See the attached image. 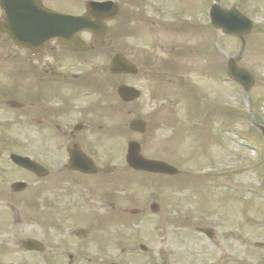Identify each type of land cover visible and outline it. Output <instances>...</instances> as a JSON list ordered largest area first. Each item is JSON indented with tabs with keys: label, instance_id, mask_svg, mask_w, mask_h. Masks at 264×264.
Listing matches in <instances>:
<instances>
[{
	"label": "rangeland",
	"instance_id": "rangeland-1",
	"mask_svg": "<svg viewBox=\"0 0 264 264\" xmlns=\"http://www.w3.org/2000/svg\"><path fill=\"white\" fill-rule=\"evenodd\" d=\"M157 1H160V5H155L150 0H137L136 4L133 1L129 3L127 0L124 1L123 12L127 14V18L122 23L123 30L117 33L116 29L113 32L115 45L120 51H125L138 65L142 64L144 67L145 54L142 52L137 54V50L141 51L145 46L151 53L154 72L159 75V79L150 77L146 83L138 81L141 76L137 79L126 76L116 77L117 85L128 82L142 88L144 94L140 101L128 105L124 110L122 107L120 109L121 103L117 97L115 98L117 101L115 105L119 107L116 115L118 123L129 121L134 117H142L150 122L149 131L143 137L146 140L145 154L173 161L186 172L196 168L193 165L196 162L195 155L198 157L201 155L200 151L207 150L209 136H204L202 133L208 135L209 131L207 125L204 127L199 125L208 122L209 116H212L209 123L214 134L220 136L222 146L218 148L214 143V137H211L210 142H213L212 146L214 145L216 151H212L210 147L208 156L213 154L212 161L240 163L242 169L228 172L226 177L219 178V186L214 182L212 185L208 184V187L206 184L204 186L195 182L191 177L170 179L144 174L134 176L124 171L128 173L126 175L122 170L125 146L118 137L120 135H117L113 139L102 138L99 160L101 164L115 165L120 176H109L107 180H111L110 183L104 185L102 184L104 179L101 181L97 178L83 179L65 171L61 176L53 175L48 177L46 182H42L46 186V192L37 200L42 204L48 201L47 206L50 210L66 205L68 213L63 216L62 221L69 226L70 232L77 227L97 229V226L101 225L100 217L111 218L107 230L100 228L98 233L93 231L91 237L82 243L88 246L85 255L80 259L82 264H95L94 262L99 258L100 263H103V259L106 260L104 254L97 248H101L102 245L95 241V234H105L103 232L112 237L111 262L258 264L259 258L264 259V247L259 248L254 245L256 241L264 242V161L257 157L260 150L264 152V140L260 137L259 130L253 128L252 117L257 124L264 125V0H248L243 9L246 14L261 23V26L256 27L247 37V46L239 62L256 78V84L251 89L246 103H244L243 91L234 83L226 82L221 74L226 59L238 54L241 43L210 28L207 12L212 0ZM237 1L221 0V3L227 7L237 5ZM137 6L140 10H137ZM186 16L192 19L193 23L206 24V30L202 35H194L198 32L196 28L179 29L176 22L183 25L185 23L183 18ZM133 22H135L134 35L129 36V28ZM142 22H146L144 23L146 27L138 26V23ZM137 27L141 30L138 31ZM212 35L215 38L213 41L215 53L219 54L215 57L214 63L216 67L220 66L219 70H213L212 76L207 75L209 67L204 68V63L201 65L204 68L202 70L195 67L200 58L198 55L196 58L193 56L192 48L186 49L188 52L182 54L179 62L186 66V70L182 72L186 81L182 78L178 81L169 72L162 70L164 65L178 62L176 58L180 48L193 47L198 42L203 44ZM95 62L100 68L108 63L106 60ZM170 78L172 80L167 82ZM219 85L222 87L220 88ZM196 86L203 91L202 95L196 92ZM210 90L215 93L210 94ZM218 90H221V94L217 93ZM155 93L157 95L153 98ZM216 94L223 99L219 102L223 108L217 107L213 102L211 104L210 100ZM226 95H229L228 98ZM163 98L170 103L164 111H158L159 103ZM195 99L198 104L194 103ZM226 100L240 102L237 112L226 109L229 105ZM210 105L214 106L213 111L210 110ZM129 109L131 114L126 112ZM120 110H122L121 115ZM162 115L165 124L161 127ZM173 116L180 118L182 128H187L181 130L178 137L173 136L175 130L168 123L169 118ZM225 122L231 124L229 132L225 129L219 130V127L223 126L220 123ZM195 126L199 129L193 133ZM248 130L256 131V135L249 132V136ZM235 132H242L252 138L256 147V156L254 151L248 148L247 140L241 139V136H237ZM109 143H112L110 148L105 149L104 145L108 146ZM110 150L113 152L110 153ZM192 154L194 158H191ZM52 158L60 162L64 157L59 158L54 155ZM201 159L204 165L208 164L206 159L203 157ZM140 182L143 184H139ZM94 185L100 186L97 193L93 190ZM100 191L110 192L111 197L117 199L114 201L115 204L106 200L111 198L101 196ZM33 196L30 188L26 193L12 195L9 199L12 203L20 204L22 199H32ZM73 196H80L83 199H70ZM0 199L4 198L0 197ZM153 199L159 201L162 207L160 214L155 215L148 209ZM247 206H251L257 213L256 221L252 218L246 220L243 216L242 210ZM138 207L146 208V214L133 217L125 214L123 210ZM0 208H4V203L0 202ZM116 212L125 214V220H119ZM58 217L60 216H56V219ZM140 217H144L142 221ZM44 222V218H36L34 221V230L38 236L46 234ZM200 228H212L214 237L208 238L198 231ZM70 240L74 243L78 242L76 237ZM139 243L148 245L151 248L150 253H142L138 249ZM125 246L128 248L125 249ZM130 254H134V257H129Z\"/></svg>",
	"mask_w": 264,
	"mask_h": 264
},
{
	"label": "flooded vegetation",
	"instance_id": "flooded-vegetation-1",
	"mask_svg": "<svg viewBox=\"0 0 264 264\" xmlns=\"http://www.w3.org/2000/svg\"><path fill=\"white\" fill-rule=\"evenodd\" d=\"M21 1L0 0V19L5 20L6 6L19 12L20 9L26 10V2L20 8ZM41 1L48 7L56 2L61 5L63 2H75ZM85 1L77 0V4L84 5ZM31 22L24 20L21 26L26 27ZM21 33L24 37L26 31ZM81 55L58 39L48 40L46 45L37 48H24L0 33V81L14 70L12 84L4 88L0 83V124L6 129L11 126L15 130L14 136L30 139L35 153L44 154L46 146L52 147L54 141H58L56 145L63 153L68 149L69 141L95 140L98 137L94 125L100 113V104L96 99L99 77L84 73L81 68H68L65 64V60L81 59ZM18 207L27 217L33 204L22 199ZM21 244L0 243V264H37L32 259L37 251ZM54 246L48 244L47 248L39 251L44 257L43 264H69L68 260H58L53 253Z\"/></svg>",
	"mask_w": 264,
	"mask_h": 264
},
{
	"label": "water",
	"instance_id": "water-1",
	"mask_svg": "<svg viewBox=\"0 0 264 264\" xmlns=\"http://www.w3.org/2000/svg\"><path fill=\"white\" fill-rule=\"evenodd\" d=\"M220 21V20H219ZM218 24H221L220 22ZM233 25L231 24V27ZM237 77L241 78L244 77L246 78L247 75H245L242 70H235ZM128 161L129 164L134 167L135 169H143V170H150V171H159V172H163V173H169V174H173L176 172V170H174L173 168L160 163V162H156V161H152V160H147L145 158H143L140 155V149L139 146L136 143L132 144L130 153L128 155Z\"/></svg>",
	"mask_w": 264,
	"mask_h": 264
}]
</instances>
